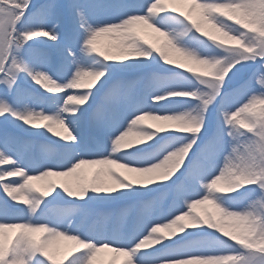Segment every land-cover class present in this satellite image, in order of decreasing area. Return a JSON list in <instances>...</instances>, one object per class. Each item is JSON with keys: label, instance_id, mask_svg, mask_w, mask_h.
<instances>
[{"label": "snow or ice", "instance_id": "1", "mask_svg": "<svg viewBox=\"0 0 264 264\" xmlns=\"http://www.w3.org/2000/svg\"><path fill=\"white\" fill-rule=\"evenodd\" d=\"M236 3L253 13L264 11V0H160L159 5L157 0H0V264H94L104 250L125 257L124 264H264V247L230 238L206 221L152 238L157 225L212 195L208 184L234 154L264 155V112L258 109L264 104V56L256 55L259 47L247 50L264 44V36L209 12L212 5ZM155 7L163 10L149 12ZM198 12L227 25L245 47L217 46L202 35L193 23ZM133 17L148 19L184 56L220 61L227 73L223 84L205 85L202 81L213 77L166 62L142 41L143 52L127 57L103 60L91 51L102 33ZM96 65H103L105 74L86 88L49 91L38 82L44 76L68 85ZM70 96L79 100L66 105ZM188 108L196 110L189 130L152 129L155 134L143 147L112 152L113 142L137 117ZM182 147L186 156L175 178L141 181L111 165L116 174H107L102 187L93 184L109 161L148 168ZM85 167L94 174L74 186L54 182L42 191L29 180L69 177ZM236 193L223 198L222 208L255 221L253 239H258L264 190L252 183ZM60 241L73 242L62 255Z\"/></svg>", "mask_w": 264, "mask_h": 264}, {"label": "clouds", "instance_id": "2", "mask_svg": "<svg viewBox=\"0 0 264 264\" xmlns=\"http://www.w3.org/2000/svg\"><path fill=\"white\" fill-rule=\"evenodd\" d=\"M158 5L160 0H157ZM161 7L150 8L149 12L162 11ZM210 13H218L226 19L239 24L241 27L247 29L250 33H258L264 36V11L259 14L246 10L242 3L212 5L209 7ZM131 22L124 24L118 30L112 32L102 33L98 40L102 37H110L114 43L108 47H97L93 45L91 51L95 52L97 56L103 60H107L112 55L130 56L140 54L143 49L140 47V41L148 43L155 47L160 54L166 58V62L175 63L177 67L184 68L187 71H193L203 76L213 77L212 80L202 81L205 85L221 86L223 84L226 71L224 65L220 61L210 62L207 59L192 60L184 56L179 50L175 49L166 39V35L157 29L145 17L130 18ZM194 26L202 35L207 36L210 40L217 44V46H229L231 48L245 47L244 40L240 36H234L231 29L222 22L218 23L215 18L209 19L207 15L198 12L193 21ZM244 35V34H241ZM251 40V37H246ZM259 47L256 55L264 56V44L259 46L253 44L252 48L247 50L252 51ZM93 60L95 58L93 57ZM105 74L103 65H96L92 70L81 71L76 74L68 85H57L55 81L41 76L40 81L42 86L49 91H63L65 88H86L92 85L93 81H98ZM183 93H169L168 95H182ZM163 97H157L162 99ZM79 100V97L70 96L65 100V104H73ZM259 111L264 112V104L258 106ZM72 111L71 108L67 109ZM196 115V110L193 108L185 109L184 112L176 115L159 116L152 113H144L137 117L129 126V129L121 134L120 137L113 142L112 152L121 153L128 149H132L139 145L149 142L154 136L155 131L162 129L174 128L177 131H187L192 127L190 117ZM145 121H151L145 125ZM243 126V125H242ZM198 131V129H197ZM261 133L264 134V127L261 128ZM186 156V147L178 148L169 152L167 156L158 164L148 168H136L127 164H121L118 161H109L107 164L96 173L93 184L96 187L103 186L104 177L111 173L116 174L115 169L111 165L117 167L127 176L135 179L151 182L159 175H172L182 164ZM54 175H42L39 178H29L30 181H42L47 183V187L51 190L54 181L49 178ZM258 183L259 187L264 190V155L259 158L245 157L240 153H236L230 165L222 174L215 178L208 184V191L212 195L206 194L200 200L194 201V207H190L187 213L176 217L173 221L167 224L157 225L152 233L154 240L171 237L180 231H183L190 224H202L205 221L209 227L217 228L222 231L224 235L233 239H242L245 241L252 240L258 247H264V224L260 225V236L258 239H253L256 236L255 221L248 219L241 214H226L222 208V201L224 197L236 193L239 189L247 184ZM221 203H217V201ZM211 208V211L208 208ZM202 208L201 215L196 210ZM259 219L258 217L256 218ZM72 223V221H69ZM167 233V235H165ZM31 234V233H30ZM33 239L38 241V238L33 235Z\"/></svg>", "mask_w": 264, "mask_h": 264}, {"label": "bare ground", "instance_id": "3", "mask_svg": "<svg viewBox=\"0 0 264 264\" xmlns=\"http://www.w3.org/2000/svg\"><path fill=\"white\" fill-rule=\"evenodd\" d=\"M114 41H109V43H107V47L111 44H113ZM102 47H106V46H102ZM74 91H83L82 89L81 90H70V92H74ZM40 123H46V122H40ZM149 123H152L151 121H145V125L149 124ZM53 138L55 139L56 137L53 136ZM141 147H143V145H141ZM95 171V169H93ZM57 185L61 184V183H68L69 185L71 186H74L76 184V174H74L73 176H69V177H61V176H52L51 177ZM33 184L40 188V183L38 181H33ZM237 195V193H233V194H230L229 196H235ZM163 206L164 207H167L168 204H167V200L163 201ZM240 205H237V207H239ZM209 211H211V208L209 206L208 208ZM197 212H199L201 215L203 214V209L202 208H198L196 210ZM165 235H167V233H165ZM65 241H60L59 243H64ZM58 243V245H60ZM57 245V247H58ZM59 248V247H58ZM115 256V259H113ZM102 259H105L107 261V264H124V261H125V257L123 256H116L114 253L108 251V250H104L102 251L101 253L98 254L96 260L97 261H101Z\"/></svg>", "mask_w": 264, "mask_h": 264}, {"label": "rangeland", "instance_id": "4", "mask_svg": "<svg viewBox=\"0 0 264 264\" xmlns=\"http://www.w3.org/2000/svg\"><path fill=\"white\" fill-rule=\"evenodd\" d=\"M113 41L110 37H102L99 41H98V46L102 47V46H106L107 47V43H109V41ZM135 74V73H133ZM38 111L40 109H37ZM43 125V123H41ZM214 120H212V123L210 124L209 128L210 130L212 128H214ZM41 130H43V128H41ZM4 166H0V169H2ZM179 172V170H178ZM178 172L176 174H174V176L172 178H175V175H178ZM94 174V170L93 168L90 167H85L83 170H81L78 174H76V183H78L81 179L83 178H91V176ZM8 179H18V178H8ZM50 180L54 181L51 177L49 178ZM40 183V189L43 191L46 189L47 183L46 182H42V181H38ZM55 182V181H54ZM56 183V182H55ZM0 195H2V193H0ZM130 203V202H127ZM170 203V200H167V204ZM73 242L70 241H65L64 243H59L60 245H58L57 247V252L58 254L62 255L68 247H70L72 245ZM94 264H107V261L105 259H102L101 261H94Z\"/></svg>", "mask_w": 264, "mask_h": 264}]
</instances>
